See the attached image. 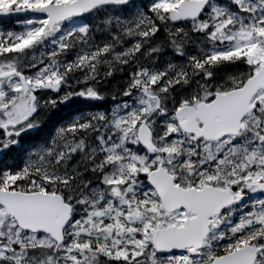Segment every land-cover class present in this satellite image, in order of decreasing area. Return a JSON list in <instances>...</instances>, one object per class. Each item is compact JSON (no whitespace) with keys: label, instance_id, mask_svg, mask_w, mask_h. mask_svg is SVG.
Here are the masks:
<instances>
[{"label":"snow or ice","instance_id":"1","mask_svg":"<svg viewBox=\"0 0 264 264\" xmlns=\"http://www.w3.org/2000/svg\"><path fill=\"white\" fill-rule=\"evenodd\" d=\"M0 264H264V0H0Z\"/></svg>","mask_w":264,"mask_h":264},{"label":"trees","instance_id":"2","mask_svg":"<svg viewBox=\"0 0 264 264\" xmlns=\"http://www.w3.org/2000/svg\"><path fill=\"white\" fill-rule=\"evenodd\" d=\"M7 28H11V24L10 23L8 24Z\"/></svg>","mask_w":264,"mask_h":264},{"label":"flooded vegetation","instance_id":"3","mask_svg":"<svg viewBox=\"0 0 264 264\" xmlns=\"http://www.w3.org/2000/svg\"><path fill=\"white\" fill-rule=\"evenodd\" d=\"M3 21H0V24L2 23Z\"/></svg>","mask_w":264,"mask_h":264}]
</instances>
